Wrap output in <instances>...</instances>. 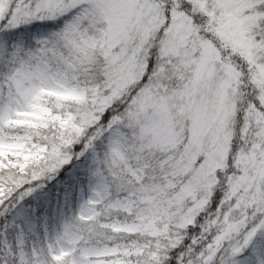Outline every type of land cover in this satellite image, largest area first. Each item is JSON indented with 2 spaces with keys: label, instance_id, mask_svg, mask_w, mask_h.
<instances>
[{
  "label": "snow or ice",
  "instance_id": "1",
  "mask_svg": "<svg viewBox=\"0 0 264 264\" xmlns=\"http://www.w3.org/2000/svg\"><path fill=\"white\" fill-rule=\"evenodd\" d=\"M0 264H264V0H0Z\"/></svg>",
  "mask_w": 264,
  "mask_h": 264
}]
</instances>
